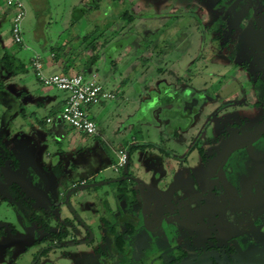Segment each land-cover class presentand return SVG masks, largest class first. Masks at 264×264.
Returning <instances> with one entry per match:
<instances>
[{
	"label": "rangeland",
	"instance_id": "rangeland-1",
	"mask_svg": "<svg viewBox=\"0 0 264 264\" xmlns=\"http://www.w3.org/2000/svg\"><path fill=\"white\" fill-rule=\"evenodd\" d=\"M21 1L25 8V15L21 21L22 45L17 47L11 43L4 50L8 58L0 59V82L2 83V87H0V158L2 160L0 183H6L5 186L0 184V264L31 263V258L37 247L29 244L28 239L32 232L24 225V221L31 211H36L42 218L47 216L44 211L48 212L47 218L50 219L48 226L56 229V227H60L58 224L61 223L67 231L82 226L78 220L81 219L86 222L96 237L95 231L97 224L100 223L99 218L110 220L111 214L116 211L115 196L112 194L115 183L107 182L96 185L91 194L87 192L86 188H81L80 192L85 194L84 199L81 200L76 199L81 195L77 189L70 191L67 202H65V196L61 198L59 193L69 189L70 180L76 181L80 177L88 178L91 182H100L102 179L119 176L120 172H115L111 168V164L116 160L115 150L117 147L127 149L130 143L144 145L131 150L130 159L134 165L133 174L141 181L147 204L146 210L150 217L148 218L149 223H151L154 214L165 207L160 202V193L167 196L169 204L174 199L171 196V188H164L153 181L155 180L153 172L156 166L157 169H162L163 174L167 173L169 176L174 164L184 163L182 174L176 175L175 186L183 192H186V188H194L192 187L194 183L188 180L189 171H192V176L199 186L200 177L197 176L203 171V166L208 164L197 163L198 155L195 150L188 154L185 153V142L187 133L194 132L196 136H202V133L206 131L203 123L207 120L206 116L208 117L206 115L207 107L203 106L201 111L194 114L195 123L189 130L179 133L181 140L166 137V140L160 143V135L166 136L169 127L174 128L176 123L184 124L187 120L174 117L173 111L169 107H147L146 101L150 99L151 92L148 93L146 90L154 88L158 92L161 86L166 85L168 90L182 89L176 91L178 95L189 94L194 99H198L201 94H206L204 98H207L211 94L213 95L221 78L222 81L229 80L228 72L235 65L245 63V66H248L249 61L245 60V56L249 48H252L242 40L241 44L234 43L230 49L227 46L220 51L208 40L210 33L213 32L209 30V27L213 28L214 26L210 21L220 20L222 17V13L218 16V12L214 8L215 0H173L178 5L180 4L175 10L170 3L171 0H150L153 1L151 4H145L146 0H124V2L122 0H106L107 6L102 9L91 7L98 0ZM261 1L264 2V0H259V2ZM186 3L189 5L185 6ZM129 5V10L134 15L132 22L112 35V30L122 24V20L117 17L118 13ZM74 6H78L79 9H87L83 18L79 17L77 11L72 12ZM170 6L171 12H169ZM242 7L245 6L242 5ZM247 8L251 12V8L249 6ZM232 15L231 13L230 17H227L230 25H233L235 21L233 17L231 18ZM262 17L263 15L258 16V19L263 20ZM86 19L89 21L84 24L83 20ZM156 20L157 22L166 20L165 29L170 32H166V35L161 32L158 36L157 28H151L153 25L157 27V23L152 22ZM105 22L110 25L105 29L108 39L103 44L101 40H98L96 50L99 55L110 57L115 65L110 66L106 60L97 63L94 68L100 77L99 80L107 88L114 90L116 95L114 99L105 100L102 105H94L89 113L98 126L97 136L81 138L80 148L76 151H69L65 140L57 142L46 132V130H50L52 124L48 125L46 129L38 128L34 118L31 115H26L31 110V90L38 87L28 60L33 55V50L41 53L43 59H46L50 47L70 38L71 40L65 44L61 53L63 56L70 46L74 47L80 35L90 31L95 25L100 29ZM228 27L229 25L224 30ZM142 28H148V30ZM158 29L162 30L163 27ZM0 30L8 32V23H4ZM174 32L176 40L167 41L166 38L173 35ZM154 39H157L155 43ZM150 40L151 43H149ZM90 55V51L82 50L79 56L84 61ZM1 56L4 57V54ZM19 62L24 64L23 71H17L14 68ZM261 62L262 57L259 56L252 68V76L258 69H261ZM242 66L244 67V65ZM75 68L80 69V65ZM108 69L114 74L115 80L110 81L109 78H106L102 81L101 79L104 78ZM159 70L162 71L159 72ZM119 79L124 82L121 86L118 84ZM230 86L224 88V90L228 89L226 94L219 93L215 99L216 103H219L216 104L219 105L216 108L220 109L215 116H219L220 124L222 123L221 129L224 127L223 130L225 129L227 132V138L220 141L219 145L223 150L234 141L240 142L250 138L253 130L264 125V106L255 109L253 105L252 108L255 110L250 108L251 103L255 100L258 101L257 96L248 94L249 96L244 99L235 97L232 95V90L229 89ZM23 91H27V93H23ZM163 93H158L159 97L172 100ZM261 100L264 101V98ZM209 106L208 108H210ZM35 113L36 119H43L45 110L38 107ZM211 122L213 127L214 121ZM31 126L40 129L37 130L40 134L32 131L30 135ZM200 131L201 133L197 135ZM69 132L73 134L71 131ZM198 140L197 144L195 142V146L203 143L202 139L198 138ZM148 143H152L158 148L150 149V146H147ZM263 144L264 139H259L251 143V146L247 147L245 151L240 148L239 154H241L244 164L252 162V160L249 162L250 158L247 159L244 153L252 152V150L256 152ZM59 150H62L63 153ZM8 151L11 152V157L7 154ZM57 159L60 163H55ZM43 165L48 167L49 173H42ZM256 165L264 166L263 155L258 158ZM225 166L224 171L228 173L231 170V172L227 174L224 181L226 179L227 181L236 180L239 173L235 164L229 160ZM15 169L17 171H13ZM14 175L18 177L26 175L25 179L32 191L26 188L24 183H21L22 186L17 185L16 191L9 190L8 185L13 184L10 177ZM167 176L165 175L166 179ZM244 180L241 179L242 186L245 184ZM227 187L223 190L227 191ZM234 187L235 189L232 188V191L236 190V185ZM33 189L40 193L43 192L44 197L38 198L40 194ZM15 195H17V200L12 199L15 198ZM28 197H33L34 202L36 199L39 202L36 205L30 200L31 203ZM230 197L231 195L227 196L226 200L229 201ZM45 198L52 201L62 200V202H59L60 204L56 208H50L47 203H44L46 202ZM231 209L233 210V208ZM225 215V217H229L227 212ZM219 217L218 221L222 224L221 227L226 228L223 226V216ZM62 218L63 220H61ZM140 220L141 217L138 215L133 230L126 240L127 246L131 250L130 258L136 262L145 261L147 264H157L155 253L158 250L163 259L167 256V250L163 247L166 238H163L161 232H148L144 225L141 226ZM239 226L240 223L233 221L231 229L228 230L236 237L235 241L240 242V245L243 246L242 252L246 256H256L260 252L261 244L264 243V236L257 230L258 236L252 238L253 235H250L249 231L246 234L245 231H240ZM239 231L241 235L238 234ZM229 235L225 234L222 237L226 238ZM73 246L68 245L66 248L86 251L88 247L86 244ZM54 264H70V261L58 258Z\"/></svg>",
	"mask_w": 264,
	"mask_h": 264
},
{
	"label": "flooded vegetation",
	"instance_id": "flooded-vegetation-1",
	"mask_svg": "<svg viewBox=\"0 0 264 264\" xmlns=\"http://www.w3.org/2000/svg\"><path fill=\"white\" fill-rule=\"evenodd\" d=\"M171 1L170 3L175 10L180 4L178 5L173 0ZM240 1H243V3H240ZM152 2L146 0L145 4H151ZM174 3L176 4L174 5ZM188 5V3L185 4V6ZM242 5L245 7H242ZM248 6L251 8V12L248 10ZM214 8L218 12V16L222 13V17L220 20L217 19L218 21L216 19L210 21L214 26L213 28L209 27V30L213 32L210 33L208 40L220 51L227 46L230 49L234 43L236 45L241 44L242 40H244L249 47H252L249 48L245 56V60L249 61L248 66H245V63H242L244 67L240 63L235 65L230 70L231 72H228L229 80L226 82L225 80L222 81L221 78L217 88L213 91V95L211 94L207 98H204L206 94H201L198 99H194L189 94L185 96L178 95L176 91L182 89L168 90L166 85L161 86L158 92L154 88L146 90L148 93L151 92L150 99L146 101L147 107H169L173 111L174 117L187 120L184 124L182 122L176 123L174 128L169 127L166 136L160 135V143L165 141L166 137L178 141L181 140V136H179L181 132H186L194 125V114L197 111H201L203 106L207 107L206 115L208 117L206 116L207 120L203 123L206 131L202 133V136H196L194 132L187 133V141L185 142V153L188 154L195 150L198 155L197 163L208 164L203 166V171L197 176L200 177L199 186H197V181L192 176V171L188 172V180L194 183L193 189L186 188V192H183L179 187L175 186L177 183L176 175L182 174L184 163L174 164L171 168L172 173L169 176H167V173L163 174L162 169H157L156 166L153 172L155 173L153 175L155 180L153 181L164 188H171V196L174 199L169 204L167 196L160 193V202L165 207L154 214V217L151 218V223H149L148 218L150 217L146 210L147 204L144 199L141 181L133 174L134 165L127 148L125 149L126 163L124 167L116 171L120 172L116 178L102 179L100 182H91L88 179H84L70 184L67 191L60 192L61 198L65 196V202H67L70 191L77 189L80 192L81 188H86L87 192L91 194L94 192L96 185L114 182L115 188L112 194L115 196L116 211L111 214V221L100 217L95 237L94 232L81 219L78 220L82 226H78L71 231L63 228L61 223L58 224L60 227H56V229L49 226L44 229L38 225L36 219L41 220L43 222L42 225L46 221L49 225L50 219L49 217L47 218L49 213L44 211L47 216L42 218L36 211L29 212L24 225L26 229L32 232L30 239H28L29 244L37 247L30 264H54L58 258L70 261V264H147L145 261L136 262L131 259V250H129L126 243L138 215L141 217V226L143 227L144 225L148 232H161L163 238H166L163 247L167 250V256L163 259L161 252L158 250L155 253L157 264H264V243L260 246L259 254L253 257L246 256L242 252L243 246L240 245V242L237 243L235 241L236 237L228 230L231 229L233 221H236L240 223L238 227L240 231H245V233L249 231V234L253 235L252 238L258 236L257 230L264 236V166H255L258 158L261 155L264 156V144L261 148H258V152H253L252 150V152L247 151L244 153L247 159L250 158L249 162L252 160L250 164H244L241 154H239L240 148L245 151L247 147L251 146V143L264 139V125L253 130L250 138L240 142L234 141L223 150L219 145L220 141L227 138V132L225 129L223 130L224 127L221 129L222 123L220 124L219 116H215L220 110L218 108L219 105H216L219 103H216L215 99L219 96V93L221 95L226 94L228 89L224 90V88L230 85L229 89L230 91L232 90V95L235 97L244 99L249 96L248 94L257 96L258 101L255 100L251 103L250 108L253 105L255 109L259 108V106H264V101L261 100L264 98V2H259V0H215ZM169 9V12H171V6ZM231 13L234 15L231 18L233 17L235 20L233 25L229 24L230 21L227 18L230 17ZM258 13L261 15H257ZM262 15L263 20L261 18L258 19V16ZM173 19L175 22V16ZM165 21H152L157 23V27L153 25L151 28H157L158 36L161 32H163V35H166V32H170L165 29ZM227 25L229 27L224 30ZM159 27H163V29L160 30L158 29ZM168 27L171 28V26ZM142 29L148 30V28ZM175 36L174 32L166 40H176ZM156 40H153L154 43ZM149 43H151V40ZM259 56L260 58L262 57L261 69H258L252 76V68H254ZM161 92H165L163 94L168 95L172 100L159 97L158 93ZM216 92L218 93L214 94ZM208 105H210V108H208ZM216 106L218 107L216 108ZM212 120L214 121L213 127L211 125ZM200 133L201 131L197 135ZM198 138L202 139L203 145L195 146V142L197 144V141H199ZM136 144L138 143H130L129 146ZM147 146H150V149L158 148L152 143H148ZM8 153L11 156V152L8 151ZM229 160L232 164H235L239 175L236 180L227 181L226 179L224 181L227 174L231 172L229 168L227 169V171L229 170L228 173L224 171V167H226L225 165ZM242 178L245 179L243 186ZM0 184L6 185V183ZM17 185L16 182H13V184L10 183L8 185V188L16 191ZM234 185H236V190L232 191V188L233 190L235 189ZM226 187L227 191H224L223 189ZM80 193V197L78 196L76 199H84L85 194ZM230 195V200H226V197ZM32 198L28 197L29 201L34 202ZM38 198L43 197L38 195ZM12 199L17 200V195ZM45 200L46 202L44 203H47L50 208H56L60 204L59 202H62V200L52 201L48 198H45ZM38 202L36 199L34 203L37 205ZM225 212L229 214L228 218L225 217ZM219 216H223V226H226V228L221 227L222 224L218 221ZM240 231L239 235H241ZM224 233L230 235L223 238ZM79 244H86L88 246H86L87 250L66 248L68 245L76 247ZM83 257L85 258L83 259Z\"/></svg>",
	"mask_w": 264,
	"mask_h": 264
},
{
	"label": "built area",
	"instance_id": "built-area-1",
	"mask_svg": "<svg viewBox=\"0 0 264 264\" xmlns=\"http://www.w3.org/2000/svg\"><path fill=\"white\" fill-rule=\"evenodd\" d=\"M0 6L9 9V39L11 42L22 43L21 21L25 8L21 0H0ZM29 65L37 82L44 87L54 88L64 93L63 103L56 117H46L49 123L58 120L75 131L84 135H94L97 131L96 122L88 115V109L104 100L114 99V93L105 88L94 70L83 74L80 71L57 72L46 74L43 71V60L39 54L33 53ZM116 160L111 164L113 171H118L126 163V150L118 147L115 150Z\"/></svg>",
	"mask_w": 264,
	"mask_h": 264
},
{
	"label": "crops",
	"instance_id": "crops-1",
	"mask_svg": "<svg viewBox=\"0 0 264 264\" xmlns=\"http://www.w3.org/2000/svg\"><path fill=\"white\" fill-rule=\"evenodd\" d=\"M76 9H79V7L78 6L77 7L74 6L72 8V12L74 13L76 11ZM4 23H8V25L10 24V11H9V9H6V8L0 6V28H1V26ZM10 44H11V41L9 39L8 32H2V30H0V53H1L0 55L4 54V56H7L5 54L4 50ZM33 51H34L33 53L39 54L40 57L42 58V60H43V71L46 74L57 73V72H61L62 71L61 70L62 69V63L61 62H62V59L64 57H60L59 59L54 60V59H52L51 53L48 51V54L45 57L46 59H43V55L41 53H39L38 51H35V50H33ZM106 60H107V62L109 63L110 66H112V63H114V61L110 57L107 58V57H104L102 55H99L98 59L94 62V64L92 65L91 69L94 70L97 73V71L94 68L96 66V64L99 63V62H102V61L105 62ZM28 62H29V60H28ZM114 65H115V63H114ZM76 70H77V68H75V66H74V67L68 69V72H72V71H76ZM97 75H98V73H97ZM99 78L100 77H98V79ZM106 78H109L110 81L111 80L112 81L115 80L114 74H112L109 69L107 70V73L104 75V78L101 79V80L104 81ZM101 83H102V85L105 88H107L103 84V82H101ZM123 83L124 82H123L122 79L118 80L119 86L123 85ZM119 86L117 85V87H119ZM107 89H109V88H107ZM110 90L114 91L112 89H110ZM31 91H32L31 92V100H30L31 110L28 113L25 112L26 115H31L34 118L35 124L38 126V128L39 127H44V129H46V127L48 125L52 124L51 127H50V130H46L48 135H50L52 138H54L55 141H57V142H60V140H65L66 146L69 147V151L78 150V148H80L79 145H80L81 138L86 137L88 135H84L82 133H79V132L75 131L74 129H71L69 126L67 127L66 125L60 123L58 120H53L52 122H49V123L44 122L43 124L39 125L37 123V121L39 119H36V117H35V115H36L35 110L38 107H41V108H43L45 110V114L43 116V119L45 117H54L55 118L57 113H58V111L60 110V107H61L62 103H63L64 93L62 91H59V90H56V89H53V88H50V87L41 86L39 83H38V87L33 88ZM23 93H27V91L26 92L23 91ZM115 93H114V95H116ZM104 101H101L100 103H98L96 105H102L104 103ZM93 106H91L88 109V115L90 117H91V115L89 113H90V111H91ZM43 119H40V120H43ZM38 128L31 126L30 127L31 131L29 132V134L31 135L32 131L33 132L35 131L37 134H40L38 132L40 129H38ZM69 131H71L73 134H71ZM97 134H98V126H97L96 133L94 135L90 136V137L94 138L95 136H97ZM8 140H10V138ZM34 141H37V140H34ZM9 145H11V144L9 143ZM59 151L61 153H63L62 150H59ZM58 162L60 163L59 159H57V161L55 163H58ZM61 167L62 166L60 165V168ZM41 169H42L41 170L42 173H49V169H48V167L46 165H43ZM13 171H17V169H15ZM25 178H26V175H23V177H18L17 175H14V176L10 177V181L16 182V183H18V185L20 184L19 186H22L21 183H24V184H26V188L31 189V191H32V188L27 184V181H26ZM84 179H88V178L80 177L76 181L70 180V184H72L74 182H78V181L84 180ZM34 191H36V190H34ZM36 192H38L40 194V196L44 197L42 195L43 192H41V193L39 191H36ZM59 195H60V193H59Z\"/></svg>",
	"mask_w": 264,
	"mask_h": 264
},
{
	"label": "trees",
	"instance_id": "trees-1",
	"mask_svg": "<svg viewBox=\"0 0 264 264\" xmlns=\"http://www.w3.org/2000/svg\"><path fill=\"white\" fill-rule=\"evenodd\" d=\"M93 1V0H90ZM99 2V3H98ZM97 3L92 4V8L93 9H97V8H105L107 6V1L106 0H98ZM122 2H124V0H122ZM129 6L124 7V9L118 13L117 17L118 19L122 20V24L116 28L113 29L111 34L114 35L118 32L119 29L127 26L128 24H130L134 18L133 13L129 10ZM76 11L79 13V17L83 18L84 14L87 12V9H76ZM86 11V12H85ZM77 17V16H75ZM84 24H87V22L89 21L88 19L83 20ZM110 25L105 22L103 23L102 27L99 29V27L97 25H95L90 31L83 33L82 35H80V37L77 40V43L74 44V47L70 46L65 54L62 56L61 53L65 48V44L67 42H69L71 39L69 38L66 41H63V43H58L56 45H54L53 47L49 48V52L51 53L52 59L57 60L60 57H64L62 59V71L64 73L68 72V69L74 67V66H79L80 65V69H78L77 71L82 72L83 74L88 73L90 70H92V65L94 64V62L98 59L99 57V53L96 50L97 47V41L101 40V43L103 44L104 42H106V40L108 39L107 36L105 35V29L108 28ZM99 29V30H98ZM12 44L16 45L17 47H20L22 43H15V42H11ZM84 50H88L91 52V55L85 59L84 61L81 60L80 58V52ZM7 56H1L0 55V59H7ZM112 66H114V63H112ZM15 70L17 71H23L24 70V64L19 62L17 65L14 66ZM0 87H2V83L0 82ZM113 93H115L114 91H112ZM116 94V93H115ZM115 96V95H114ZM115 98V97H114ZM61 108V107H60ZM46 118V117H45ZM45 118L43 120H38L37 123L39 125L43 124L45 122ZM72 129V128H71ZM92 136V135H89ZM144 145H140V144H136V145H131L128 147V152L130 153L131 150H135V148H140ZM7 154L10 156V154L7 152ZM11 157V156H10ZM1 158H0V164H1ZM1 202V200H0ZM36 222L38 223V225H40V227H43L44 229L48 228V224L47 221L42 225V221L36 219Z\"/></svg>",
	"mask_w": 264,
	"mask_h": 264
}]
</instances>
